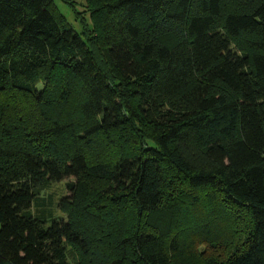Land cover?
Segmentation results:
<instances>
[{"label": "trees", "instance_id": "1", "mask_svg": "<svg viewBox=\"0 0 264 264\" xmlns=\"http://www.w3.org/2000/svg\"><path fill=\"white\" fill-rule=\"evenodd\" d=\"M84 1L80 34L53 0H0V126L25 125L0 135L25 140L0 142V264H73L71 246L87 254L71 221L29 212L70 178L71 202L94 178L101 203L126 199L134 214L125 230L110 224L120 251L103 264H264V0ZM49 92L56 120L43 109ZM180 183L217 189L245 213L222 253L175 261V236L149 222Z\"/></svg>", "mask_w": 264, "mask_h": 264}, {"label": "rangeland", "instance_id": "2", "mask_svg": "<svg viewBox=\"0 0 264 264\" xmlns=\"http://www.w3.org/2000/svg\"><path fill=\"white\" fill-rule=\"evenodd\" d=\"M92 1L95 5L99 3V0ZM230 1L227 0V2ZM53 2L58 13L68 21L75 31L81 34L84 29L83 23L90 22V14L86 9L85 1L53 0ZM234 5V1L229 5H224V10L228 6L233 7ZM242 40L240 37L236 39L235 45L239 49L246 47V43ZM38 88L41 89L42 85L39 84ZM53 100H55L53 94L49 92L45 99L49 105L43 109L50 120H56L62 114L61 104ZM5 104L2 102L1 105ZM4 112L7 111L4 109ZM75 115L79 118L77 113ZM0 120L2 119L0 118ZM22 122L23 120L14 121L13 124L3 122V125L0 126V135L10 129L13 133H16L18 129L20 132L17 134L21 135L25 126ZM22 141L25 140L13 137L0 140L1 144L6 145H17ZM84 180L89 187L79 201L71 202L70 191L67 189V184L75 183L76 179H65L41 190L34 199L29 212L41 219L63 218L69 220L81 231L87 243V254H83L76 247H69V259L73 264H103L108 253L118 254L120 251L110 243L112 240L110 235L107 236L108 231L112 235L117 234L110 224L120 223L125 230L133 220L134 214H132L126 199L122 200L116 209L110 202L107 205L101 203V198L97 196L102 191L100 189L102 183L94 178H85ZM179 185L176 188V192L181 194L179 199L172 203L170 199L173 193L165 194L160 207L150 213L148 217L149 222L154 224L155 228L165 234L168 239L175 236L177 250L172 254L175 261L195 263L201 255L210 256L214 253H222L224 238L241 237V233L246 227L245 213L228 205L220 191L210 189L201 193L190 190L181 183ZM176 189L174 188V190ZM174 190L172 191L175 192ZM169 195L170 199L167 197ZM194 196L199 200L197 201ZM104 204L106 206H103ZM108 209L111 212L120 209L116 220L112 217H105V212ZM89 260L93 261L89 262ZM97 260L100 262L97 263Z\"/></svg>", "mask_w": 264, "mask_h": 264}]
</instances>
